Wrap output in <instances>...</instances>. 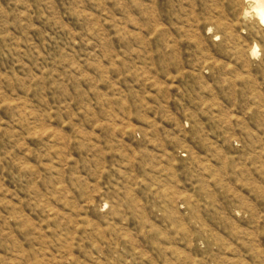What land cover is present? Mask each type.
Here are the masks:
<instances>
[{"label": "rangeland", "instance_id": "1", "mask_svg": "<svg viewBox=\"0 0 264 264\" xmlns=\"http://www.w3.org/2000/svg\"><path fill=\"white\" fill-rule=\"evenodd\" d=\"M256 6L0 0V264H264Z\"/></svg>", "mask_w": 264, "mask_h": 264}, {"label": "clouds", "instance_id": "2", "mask_svg": "<svg viewBox=\"0 0 264 264\" xmlns=\"http://www.w3.org/2000/svg\"><path fill=\"white\" fill-rule=\"evenodd\" d=\"M258 6L256 8L252 9V12L256 13V17L259 19V22L264 25V0H257ZM245 18H249L251 16V13L247 10L244 13ZM254 58H259V45L253 44V52H252Z\"/></svg>", "mask_w": 264, "mask_h": 264}, {"label": "bare ground", "instance_id": "3", "mask_svg": "<svg viewBox=\"0 0 264 264\" xmlns=\"http://www.w3.org/2000/svg\"><path fill=\"white\" fill-rule=\"evenodd\" d=\"M255 2H256V4H257V0H255ZM257 6H258V4H257ZM257 6H256V7H257Z\"/></svg>", "mask_w": 264, "mask_h": 264}]
</instances>
